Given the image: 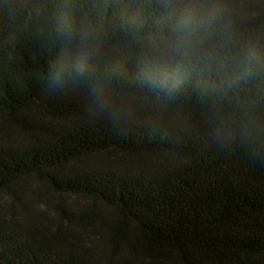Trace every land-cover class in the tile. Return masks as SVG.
Listing matches in <instances>:
<instances>
[{
  "label": "trees",
  "instance_id": "1",
  "mask_svg": "<svg viewBox=\"0 0 264 264\" xmlns=\"http://www.w3.org/2000/svg\"><path fill=\"white\" fill-rule=\"evenodd\" d=\"M68 84L125 96L98 111ZM0 131V191L38 179L66 218L12 202L0 264H116L74 217L111 249L264 264V0H0Z\"/></svg>",
  "mask_w": 264,
  "mask_h": 264
},
{
  "label": "rangeland",
  "instance_id": "2",
  "mask_svg": "<svg viewBox=\"0 0 264 264\" xmlns=\"http://www.w3.org/2000/svg\"><path fill=\"white\" fill-rule=\"evenodd\" d=\"M74 86L75 87L73 88L70 87V84H68V86H65V89L68 91L76 90L82 95L84 100H89L90 102L93 101L94 108L98 111L102 110L103 108H120L121 102H116L114 99L116 97L121 99L123 96H125L121 93H116L96 87H85L80 85ZM10 135L15 138L20 137V134L17 132H10ZM0 138L8 139L6 132L0 131ZM100 157H106L120 162L134 160V158L117 151L106 152L103 155L101 154ZM59 198V194L49 189L46 183L38 179H34L29 182L19 197H15L11 194L0 191V213H8L9 215L16 214L18 211L14 209L12 202H26L28 206L33 207L34 213L39 216V220L53 225L54 223H58L61 220L66 221L64 215L62 214V217L58 212L59 210L56 201ZM77 198L63 195L62 199L64 202L69 200V204H76L77 206L75 205V207L78 209L90 204L88 200H85V198L80 200ZM67 223H69V227L75 230V232L72 234L77 235L82 243L90 244L96 253L100 254L104 260H109L111 258L112 260L117 261L118 264L128 263V261H131L129 264H145L151 259H162V261H167L170 264H176L177 255L171 249L161 251L157 250L153 252H144L139 248L131 249L128 247L120 248L119 250H116L115 248L111 249L104 238L105 235L100 236L102 230L100 227L90 226V223L84 224V222L80 221L76 217H74L72 220H68Z\"/></svg>",
  "mask_w": 264,
  "mask_h": 264
},
{
  "label": "clouds",
  "instance_id": "3",
  "mask_svg": "<svg viewBox=\"0 0 264 264\" xmlns=\"http://www.w3.org/2000/svg\"><path fill=\"white\" fill-rule=\"evenodd\" d=\"M186 23H187V21H186Z\"/></svg>",
  "mask_w": 264,
  "mask_h": 264
}]
</instances>
